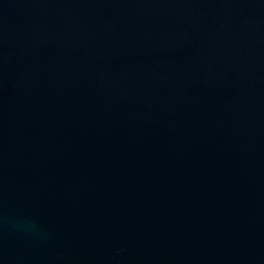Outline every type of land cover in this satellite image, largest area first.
Returning a JSON list of instances; mask_svg holds the SVG:
<instances>
[{"label":"water","instance_id":"1","mask_svg":"<svg viewBox=\"0 0 264 264\" xmlns=\"http://www.w3.org/2000/svg\"><path fill=\"white\" fill-rule=\"evenodd\" d=\"M0 264H264V0H0Z\"/></svg>","mask_w":264,"mask_h":264}]
</instances>
